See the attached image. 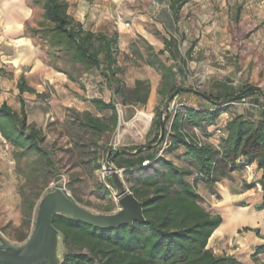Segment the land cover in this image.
I'll return each mask as SVG.
<instances>
[{
	"label": "trees",
	"instance_id": "1",
	"mask_svg": "<svg viewBox=\"0 0 264 264\" xmlns=\"http://www.w3.org/2000/svg\"><path fill=\"white\" fill-rule=\"evenodd\" d=\"M43 1L44 24L39 32L41 40L48 47L52 65H55L54 53L64 54L72 68L78 66L84 74L98 72L102 75L113 98L122 106H145L150 95L149 82L136 80L133 87L129 88L117 77L121 73L118 67L117 34L108 36L101 32L86 31L67 14V3L64 0ZM188 1L170 0L169 10L175 20L181 7ZM239 11L240 7H237L233 18L235 26L239 23ZM162 44L163 49L157 52L147 45L145 55L132 44L133 52L129 60L135 66H140L136 63H143L160 76L156 93L162 99H167L179 87L178 81L187 80V64L192 60L191 52L195 43H191L183 54L180 49L181 40L172 34L162 37ZM163 56H167L165 61ZM55 69L64 73L69 80H74L70 72L56 65ZM17 88L19 95L35 92L25 84L23 78H20ZM205 95L223 103L212 105L191 92L178 94L177 102L181 110L175 111L171 117L170 131L165 128L168 119L165 121L164 135L156 148L134 157L107 148V158L118 170L123 171L128 191L141 204L142 220L117 228L97 229L82 222L53 216L52 225L60 234L63 246L60 264H241L226 254L216 256L207 247L208 240L221 224V217L210 214L201 206L202 198L197 188L198 185L211 188L230 173L244 171L246 166L255 165L256 170L260 171L256 184L261 196L254 209L258 212L264 210V119L254 121L242 115L230 116L224 127V136L215 139L216 143L209 141L213 139L212 132L219 126L221 115L227 113L224 110L229 103H240L252 97L254 104L259 105L258 101L261 100V107H264V98L250 85L242 86L235 93L223 91ZM192 96L201 98L210 107L199 108L184 103ZM89 102L97 112H109V116L97 117L89 111L71 110L70 113L72 122L93 138L94 168L100 170L101 165L97 163L98 141L115 130L117 110L113 100L106 102L102 98L93 97ZM19 103V112L5 103L0 105V135L7 144L19 150L20 156L30 153L44 160V177L58 181V169L49 159V153L41 146L44 142L41 129L33 123H27L21 98ZM187 128L196 130L205 139L202 141L189 136ZM157 137L158 118L153 119L146 134L147 143L118 150L134 151L154 143ZM166 137L169 144L163 148ZM145 162L147 164L143 165ZM108 184L114 189L111 183ZM253 187L244 185L245 190ZM103 190L106 196L111 195L106 187ZM36 200L24 205L22 222L26 226L31 223L34 225L31 216ZM114 209V204L108 203L105 212L110 213ZM242 231L258 235V230L244 228ZM263 253L264 245L258 247L251 256L253 264H263L258 262V256Z\"/></svg>",
	"mask_w": 264,
	"mask_h": 264
},
{
	"label": "rangeland",
	"instance_id": "2",
	"mask_svg": "<svg viewBox=\"0 0 264 264\" xmlns=\"http://www.w3.org/2000/svg\"><path fill=\"white\" fill-rule=\"evenodd\" d=\"M209 1V5L193 6L188 10L189 15L201 19L199 23H196V20L190 24L183 23L180 27L187 32L184 30L175 33V37L181 40L182 53L190 47L191 43H195L191 52L192 60L187 64V80L178 81L179 87L215 95L223 91L235 93L242 86L250 85L260 88L264 93V0ZM237 7H240L239 23L235 26L233 18ZM196 35L198 38H195ZM37 44L41 45L42 52L45 51L43 41H38ZM138 44L145 48L140 41ZM53 55L57 67L70 72L74 80H69L65 75V81L58 80L50 84L44 77L42 79L36 77L34 82L38 83V87H35L34 93L25 95L24 109L27 123H33L41 129L44 136L41 146L49 153V159L57 167L60 179L58 181L46 179L43 171L44 160L30 153L20 156L19 150L7 144L0 135V247L5 243L21 245L27 241L33 231V223L29 226L23 224L24 205L38 198L31 216V222H34L39 200L45 193L53 191L55 187L63 188L71 199L92 213L117 212L120 207L114 197V189L108 184L107 179L103 178L106 150L113 145H116L118 149H123L143 146L147 143L146 134L150 125L153 119L159 117L166 102V99L158 96L154 89L145 106L130 108V113L126 115L124 106L115 97L110 98L111 94L109 90H106V101L113 100L115 103L117 126L111 134L103 136L98 141L97 163L101 165V169L96 170L93 138L72 122L70 111H89L97 117L109 116V112H97L89 102L93 98L94 91H104L107 82L98 72L90 75L82 73L78 66L72 68L64 54L54 53ZM162 59L165 61L167 56H163ZM42 60L47 63L50 70L55 71L51 62L47 61L43 54ZM124 63L126 66L134 65L132 60L124 61ZM136 65L141 64L136 63ZM137 73L146 75L142 71ZM56 76L62 77L61 75ZM96 80L97 84H95ZM91 84L102 86L103 89H91ZM18 99L13 97L11 101L17 104ZM192 104L195 105L196 102ZM197 104L210 107L201 98L197 99ZM245 104H248L247 99L245 101L243 99L240 103H229L224 111L228 116L229 114L238 115L239 111L246 106ZM179 109L181 110V107L176 97L169 105L165 117V121L168 119L165 125L166 131H170L171 117ZM139 112L150 115L151 120L149 122L139 120L137 118ZM186 131L191 137L202 141L205 139L195 132L196 130L187 128ZM210 131H212L211 128ZM209 141L216 143L215 139ZM174 161L179 163L176 159ZM112 166L118 170L113 164ZM122 172L118 170V175L125 188L128 189ZM243 176L244 182L253 183V174L252 178L247 180L244 169ZM103 187L111 191L110 196L105 195ZM217 187L220 192V196L216 197L217 201L207 197L208 200L202 199L201 206L210 214H219L224 217L228 208L231 206L235 208L238 204L230 205L229 201L222 204L220 201L224 197H231V200L237 199L234 195V191L237 192V190L231 191L232 189L230 190L220 182ZM247 194L244 198L239 197L245 201L244 204L256 200L257 194L253 189H250ZM108 203H113L115 206L110 213L105 212ZM6 204L12 206L13 209H6ZM247 233L242 230L238 233L229 232L224 239L215 240L213 247L218 253L232 251L236 248L235 241L245 238ZM62 255L63 246L59 239L56 249L50 255L33 264H58L62 260Z\"/></svg>",
	"mask_w": 264,
	"mask_h": 264
},
{
	"label": "crops",
	"instance_id": "3",
	"mask_svg": "<svg viewBox=\"0 0 264 264\" xmlns=\"http://www.w3.org/2000/svg\"><path fill=\"white\" fill-rule=\"evenodd\" d=\"M64 1L67 3V14L74 21L80 23L84 30L93 33L101 32L108 36L114 33L117 34V48L119 50L118 67L121 68V73L117 77L129 88L133 87L136 80L148 81L150 84V95L154 89L157 90L160 76L152 68L144 64H141L142 66H126L124 61L132 57L133 48L131 45H135L142 55H145V48L140 46L138 41L144 47H147V45L151 46L155 52L163 49L162 37H168L169 34L175 36L176 32L184 31L185 29H181L180 27L183 23L190 24L194 23L195 20L196 23L200 22V18L196 19L194 16L188 14L190 8L201 6L202 4H210L209 0H189L181 7L178 18L175 20L169 10L170 0ZM43 4V0H0V105L5 103L16 112L20 111V105L19 103H12L11 99L17 97L25 102V95H28L27 92L19 95L17 85L20 78H23L25 84L34 91L35 87H38V83L34 82L36 77H40V79L44 77L50 84L58 80L65 81L64 73L56 69V72L50 70L47 63L42 60L43 54L46 60L50 62L48 47L44 45L45 51L42 52L41 45L37 44L38 41H42L39 30L44 24ZM125 24L128 26L125 27ZM156 32L159 34L156 35ZM195 38H198V35ZM124 57H128V59L123 60ZM55 65L53 64L52 66L55 68ZM138 71H142L146 75H138ZM56 75H61L63 78ZM95 84H97V80ZM90 88L103 89L102 86L98 87L93 84H91ZM109 89L108 84H106L104 91H94L93 97L102 98L106 101V90L108 91ZM109 92L111 94L110 98H112L113 95L110 90ZM192 98L190 97L185 102L183 100V102L194 107L209 108L205 105L201 106L197 104L198 98ZM246 99L248 100V104H245L246 106L239 111L238 115L254 121L264 119V114L260 111L261 105L263 106L262 101L259 100V105H257L254 104L252 97H247L244 101ZM193 102H196V104L193 105ZM207 105L209 106L208 103ZM123 108L124 113L127 115L130 113V108L134 107L124 106ZM229 115L231 117L234 116ZM243 174V170L232 172L220 181L224 186L230 190L232 189L231 191L237 190V192L234 191L237 199L231 200V197H224L220 202L223 204L225 201H229L230 205L234 203L238 205L235 208L232 206L228 209L226 208L227 213L225 216H220L221 224L208 240L207 247L212 249L216 256L226 254L241 264H253L251 256L258 247L264 245V210L257 212L254 209V205L258 201L260 202L261 196L260 188L256 184V181L260 177V171L256 170V166L253 165V183L244 182ZM217 184L211 188L205 185H198L197 190L201 198L208 200L207 197H211L212 194L218 198L220 192ZM244 185H254L252 189L257 194L254 202L244 204L245 201L239 198L240 196L244 198L248 195L247 192L249 190H245ZM5 206L8 210L13 209L9 204ZM244 228L258 230V235L248 232L245 238L235 241L236 248L234 250L226 253H218L214 249L213 244L215 240L224 239L225 235L229 232L234 231L238 233V231ZM258 262L264 264V253L258 256Z\"/></svg>",
	"mask_w": 264,
	"mask_h": 264
},
{
	"label": "water",
	"instance_id": "4",
	"mask_svg": "<svg viewBox=\"0 0 264 264\" xmlns=\"http://www.w3.org/2000/svg\"><path fill=\"white\" fill-rule=\"evenodd\" d=\"M256 91L264 98V93L258 87ZM191 92L199 95L202 99L212 105H221L223 102H216L209 96L194 90L177 87L166 99L164 108L158 117V137L157 140L145 147H139L134 151L117 150V153L134 157L137 154L156 148L162 141L164 135L165 117L169 110V105L179 93ZM106 153L105 164L103 166V176L114 187V197L119 204V210L113 214H95L83 208L71 199L60 187H55L53 191L45 193L37 205L36 217L33 231L27 241L21 245L8 243L0 247V264H33L42 258L50 255L61 240L60 234L52 225L53 216H61L68 220L82 222L97 229H112L121 225L131 224L133 221L142 220L141 204L134 199L128 189L125 188L110 159ZM63 207L70 214L64 215L57 210ZM61 263V260L58 264Z\"/></svg>",
	"mask_w": 264,
	"mask_h": 264
},
{
	"label": "built area",
	"instance_id": "5",
	"mask_svg": "<svg viewBox=\"0 0 264 264\" xmlns=\"http://www.w3.org/2000/svg\"><path fill=\"white\" fill-rule=\"evenodd\" d=\"M128 25L125 24V27H127ZM260 111L264 114V107H261L260 108ZM230 120V116H228L226 113H223L221 115V118H220V123H219V126L212 132V138L213 139H217L219 137H223L224 136V127L226 125V123ZM196 132V131H195ZM168 138L166 137L162 147L165 148L168 146ZM112 150H118V148L116 147V145H113L112 147ZM147 162L143 163V165H146ZM252 170H253V165H248L245 167V171H246V178L247 180L251 179L252 178ZM104 178V176H103ZM63 191L64 189L61 188ZM65 192V191H64ZM211 199L213 200H216V197L215 196H211Z\"/></svg>",
	"mask_w": 264,
	"mask_h": 264
},
{
	"label": "bare ground",
	"instance_id": "6",
	"mask_svg": "<svg viewBox=\"0 0 264 264\" xmlns=\"http://www.w3.org/2000/svg\"><path fill=\"white\" fill-rule=\"evenodd\" d=\"M137 118H138L139 120H145L146 122H149V121L151 120V116L148 115V114H146V113H143V112H139ZM57 212H59V213H61V214H64V215H69V214H70V213H69L66 209H64L63 207L59 208V209L57 210Z\"/></svg>",
	"mask_w": 264,
	"mask_h": 264
}]
</instances>
